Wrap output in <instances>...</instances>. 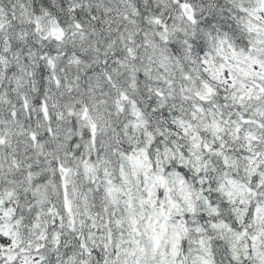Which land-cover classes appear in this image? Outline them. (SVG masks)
Masks as SVG:
<instances>
[{
	"label": "snow or ice",
	"instance_id": "snow-or-ice-1",
	"mask_svg": "<svg viewBox=\"0 0 264 264\" xmlns=\"http://www.w3.org/2000/svg\"><path fill=\"white\" fill-rule=\"evenodd\" d=\"M0 264H264V0H0Z\"/></svg>",
	"mask_w": 264,
	"mask_h": 264
}]
</instances>
